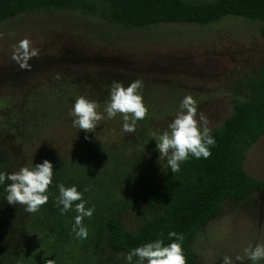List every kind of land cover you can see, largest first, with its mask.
I'll return each instance as SVG.
<instances>
[{
  "label": "rangeland",
  "instance_id": "1",
  "mask_svg": "<svg viewBox=\"0 0 264 264\" xmlns=\"http://www.w3.org/2000/svg\"><path fill=\"white\" fill-rule=\"evenodd\" d=\"M89 1L95 5L91 14L71 6L34 10L0 23V158L12 173L32 167L43 156L53 154L61 161L72 157L75 174L92 175V190L84 201L86 208L94 206L95 217L83 218L87 239L73 232L60 248L65 255L61 264H127L119 255L127 253L107 242L106 220L117 218L131 231L152 216L146 197L168 167L157 150L159 136L186 95L196 99L210 129L231 113L246 79L264 65V37L258 29L264 20L228 15L206 25L137 27L111 21L105 0ZM25 38L40 50L39 58L29 60L30 71L21 70L13 59ZM137 79L143 82L141 94L149 111L127 133L123 117L109 119L104 109L114 81L127 87ZM81 95L97 101L104 115L89 134L95 152L86 171L76 152L88 133L73 127L71 115ZM242 158L244 173L264 180V134ZM12 213L17 215L14 221ZM32 223L24 205H9L6 199L0 205V264H16L24 246L44 236ZM257 244H264V189L223 201L198 228L188 249L199 264H222L224 256L233 264H253L244 249Z\"/></svg>",
  "mask_w": 264,
  "mask_h": 264
},
{
  "label": "trees",
  "instance_id": "2",
  "mask_svg": "<svg viewBox=\"0 0 264 264\" xmlns=\"http://www.w3.org/2000/svg\"><path fill=\"white\" fill-rule=\"evenodd\" d=\"M108 18L116 23L145 27L159 23H189L206 25L220 21L225 16H238L248 20H264V0H212L193 3L186 0H105ZM83 7L95 12V5L87 0H0V23L34 10H54L67 7ZM264 37V23L258 27ZM245 91L233 100L232 111L220 125L211 129L215 146L210 148L208 158L189 156L180 165V171L173 173L165 168L146 202L152 216L135 230H126L119 219L108 218L107 242L117 251L128 253L136 247L161 239L167 246L175 237L168 233L182 234V248L187 264H199L189 252L191 242L199 227L204 225L218 211L220 204L227 199H243L252 191L263 190L264 180L248 177L242 169L244 154L251 144L264 134V65L248 77L243 85ZM241 93V92H240ZM89 134H83L81 150L77 151L83 170L90 167L94 144ZM87 135V139L85 136ZM47 157V158H46ZM54 165L53 182L49 186L48 202L39 211L30 213L36 231L44 235L32 245L26 244L16 264H46L51 259L61 264L65 257L60 248L73 236L72 227L76 217L75 204L71 210L62 213L58 204V185L76 186L87 198L92 188L88 179L90 173L75 174L72 157L65 161L51 156H43ZM66 163V164H60ZM79 170V169H78ZM0 172L9 173L0 158ZM89 175V176H88ZM87 181V182H86ZM10 181L0 184V205L5 200V189ZM87 187L89 191L85 192ZM93 217L95 214L93 213ZM32 223V224H33ZM95 226V223L92 224ZM63 250V249H62ZM68 257V255H67Z\"/></svg>",
  "mask_w": 264,
  "mask_h": 264
},
{
  "label": "clouds",
  "instance_id": "3",
  "mask_svg": "<svg viewBox=\"0 0 264 264\" xmlns=\"http://www.w3.org/2000/svg\"><path fill=\"white\" fill-rule=\"evenodd\" d=\"M3 34L0 33V38ZM40 50L31 46L27 38L21 40L14 51L13 59L17 61L21 70L30 71L29 60L39 58ZM59 78V76H57ZM143 82L140 79L132 81L127 87L122 82L114 81L110 89V98L104 111L107 118H115L117 114L123 117V131L132 133L138 120H143L148 114V107L145 105L141 90ZM100 105L97 101L81 95L76 98L71 109V115L75 117L73 127L83 130L85 133H92L98 122L104 119V115L98 111ZM180 110L175 118L168 125V129L159 136V143L156 144L160 156L167 158V164L173 173L180 171V165L187 161L189 156L195 158H208L211 155L210 148L215 146V138L211 135L208 127L209 120L203 113H198V103L191 95H186L180 103ZM87 135L85 139H87ZM54 165L47 159L32 167H21L12 173L0 172V184L5 180L10 181L5 189L4 197L9 205H24L25 211L35 213L48 202L49 186L53 182ZM58 204L62 205V213L71 210L73 202L77 213L72 232L77 238L87 239L88 230L83 226L84 217L91 218L94 206L86 208L83 193L77 190L76 186L65 187L62 183L58 185ZM85 192L89 191L87 187ZM169 238L175 237L170 244L164 245L163 240L157 239L154 242L146 243L136 247L124 256L127 264H133V257H137L136 264H187L186 256L182 248L183 236L175 231L168 233ZM245 255L253 264L256 261L264 260V244H257L254 248L249 246L244 249ZM243 257L236 256L240 261ZM46 264H54L49 259ZM222 264H233L229 256H224Z\"/></svg>",
  "mask_w": 264,
  "mask_h": 264
},
{
  "label": "flooded vegetation",
  "instance_id": "4",
  "mask_svg": "<svg viewBox=\"0 0 264 264\" xmlns=\"http://www.w3.org/2000/svg\"><path fill=\"white\" fill-rule=\"evenodd\" d=\"M11 217H12V219H13V221H14L15 218L17 217V215H16L15 213H12V214H11Z\"/></svg>",
  "mask_w": 264,
  "mask_h": 264
}]
</instances>
